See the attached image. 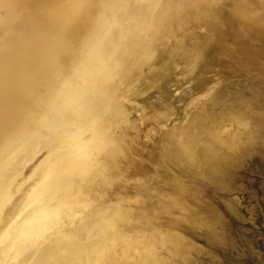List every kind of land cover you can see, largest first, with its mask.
<instances>
[{"label":"bare ground","instance_id":"obj_1","mask_svg":"<svg viewBox=\"0 0 264 264\" xmlns=\"http://www.w3.org/2000/svg\"><path fill=\"white\" fill-rule=\"evenodd\" d=\"M4 1L11 7L6 22L18 38L12 41L17 45L6 42L0 58V264H118L110 240L122 241L128 257L131 249L140 250L143 264H171L170 257L192 264L186 236L162 228L156 213L177 204L175 216L183 222L198 220V214L184 197L172 199L170 191L177 195L181 187H163L168 193L160 180L169 182L170 165L186 166L207 189L229 195L225 179L237 178V163L248 153L264 160V147L254 151L236 142L240 136L264 140V93L259 96L243 67L236 66V75L222 72L230 71L229 59L264 43V0ZM224 23L236 30L229 33ZM174 120L163 135V171L156 166L160 184L152 181L155 171L146 176L157 192L145 188L150 196L137 202L135 217L147 220L143 233H154L165 247V255L150 254L121 237L122 224L138 225L128 221L134 207L128 213L98 195L102 202H95L91 193L129 155L119 159L117 153L128 137H141V123L164 128ZM136 183L142 187L144 181Z\"/></svg>","mask_w":264,"mask_h":264},{"label":"rangeland","instance_id":"obj_2","mask_svg":"<svg viewBox=\"0 0 264 264\" xmlns=\"http://www.w3.org/2000/svg\"><path fill=\"white\" fill-rule=\"evenodd\" d=\"M252 1L256 2V0H252ZM10 8L11 7L8 6V3L6 1L0 0V22H1V24L7 23L6 21L10 18L9 13H11V12L8 11ZM229 24L230 23H224V26L227 29V31L229 33H231L234 30H236V26H234V28L232 29L233 24H230V25ZM257 46L259 48L258 50H253L251 48L246 49L245 51L243 50L244 51L243 57L241 56L239 58V60L236 59L237 55L236 56L234 55L235 59L234 58L229 59V61L233 62V64H234V65L230 64V66H229L230 68L227 67L230 70L229 71L230 73L227 71V69H225L226 67H224V68L221 67V69L223 68L222 72L224 75L225 74L226 75H231V74L234 75V73L236 75V73L238 72V71H236L237 70L236 66L243 67V71L245 73H247V71H248L247 74L250 73V76L252 77L254 83H257L255 89H257V90L261 89L260 90L261 95L257 91V93L261 97L264 93V83H263L264 80L259 79V72L262 70L264 71V43H261ZM244 56H245V59H244ZM253 56H256V57H253ZM245 60L246 61L249 60V61L246 62ZM236 61H237V63H236ZM234 67H236V68H234ZM247 67H250V68H247ZM252 72L253 73L255 72L256 74L255 73L253 74ZM211 74H214V72H211ZM244 83H245V85L247 84L246 81ZM175 122H176L175 120H174V122H170V124H171L170 127H169L170 124H168V126L162 125V127L164 126V128H160L161 126L160 127L158 126L159 128H157V127H155V126H157V124H151L150 122H148V123L151 126L147 122H144V125H143L144 127H143V126H141V124H143V123H141L139 134L141 135L142 138L141 137L140 138L134 137L136 135L138 136V133L134 135V132H131L129 134L132 138L134 137L135 141H132L133 139L131 141L135 142L136 145L138 144L137 147H135L136 145H133V143H130L131 141L128 137L129 140L128 139H126V140L128 141L129 144L125 143L124 147L121 148L122 151H124V152L119 150V152L117 153L118 155L120 153L121 154H124V153L129 154L131 159H129V157H127L129 155H125L126 159L124 161H122L123 160L122 158L125 156H122L120 154L119 159L121 158L120 156H122V158L120 160H117V165L119 167L117 165L114 167L115 169L116 168H118V169L115 171V169L113 168L112 172L107 173V175H105L106 177L102 176L101 180L102 179L103 180L102 181L99 180L98 182H99L100 186H102L101 183L104 182L105 186L99 187V185L96 184V186L98 185L97 188L99 187V189L97 190V188L93 187V189H92L93 192L91 193L92 199H93V197H95L93 199L95 202H96V199H98L99 202H102V201L104 203L108 202L107 204L112 202V205H116V206L120 205V206H118V208H120L121 210H123L126 207L124 210L127 209L125 212H128V213H129V211H130V213H132L131 210L134 209V211L132 213L134 217H132L130 214L131 217L128 219V221L132 220L133 223L136 222L138 225L136 226L135 229H130L129 227L127 228L126 222L124 224H122V226H121V228H122L121 229V237L131 238L134 242H136L139 245V247L143 248L145 251H148L150 254H158L161 251L162 254L165 255V253H164L165 251H162V250H165L164 249L165 247L162 248L161 246H159V244H158L159 239L157 236L153 235L154 233L153 234L152 233L151 234H147V233L145 234V232L143 233V229L147 225V220L141 216L135 217V214L137 213L136 211L138 210L139 206H141V204L137 203V202H141L140 200L143 197H144L143 199L145 200L146 196H147L146 197V199H147L150 196L148 193H151L152 191L156 190L153 188V186H154V184L157 185V182L159 183V180L162 176H160V178L158 177L159 178V179H157L158 181H156L157 177L155 178V176H158L161 174V171H163L161 169L163 168L164 163L166 164V158L164 159V163L162 162L163 158H164L163 153H165L164 151L167 147L166 144L164 145V143H166V142H164L165 136H163V135H166L167 129L170 130L174 126ZM145 123H147V125ZM153 126H154V128H151ZM165 127H166V130H164ZM147 128L149 130H147ZM144 130H145V132H144ZM146 130H147V132H146ZM158 130H159V133H158ZM161 130H163L165 132L162 133L163 131H161ZM154 132H156L157 134H160V135H157ZM147 133H148V136H145V134L147 135ZM153 133L156 136V138H154L155 141H152ZM131 134H133V135H131ZM143 136L145 138H147V137L148 138L145 140V138ZM150 136H152V137L150 138ZM149 138L151 139V142H153V143L150 142ZM160 138L163 139L162 142H161ZM141 140H142V142H141ZM144 142H145V144H143ZM236 142L237 143H243L245 148H248V149L251 148L252 150L255 149L254 151H260L261 150L260 148L264 147V143H263L264 140L263 139H262V141L261 140L252 141V138H250L249 136H240L236 140ZM149 143H151V144H149ZM130 144H131V146H128ZM147 144H149V145L147 146ZM160 144H161V146H160ZM155 146H157L159 151H157ZM128 147H130V148H128ZM161 147H164V151L160 150V149L163 150V148H161ZM125 148H128V150L131 149V151L129 152ZM147 148L150 150L148 151ZM139 149H142L143 153ZM132 150H134V151L136 150V151L133 152ZM252 150H251V153L253 152ZM147 151H148V153H147ZM151 151H153V152H151ZM161 152H163V153H161ZM132 153L134 154L135 157L132 156L133 155ZM161 154H163V155L161 156ZM248 154L250 156L253 155L250 153H248ZM248 154H246L247 156H244L242 161H240V162L237 161V162H239V163H237V168L239 169V171L236 173L237 178L234 177L235 174H232L233 177L229 176L225 179V183H226L225 187L227 190H229V193H230L229 195H226L227 192H225V191L221 192L214 187H209L207 189V186L205 185V182L203 181V179L201 177L191 175L192 171L189 170V168L186 166L184 168L185 170L183 169L184 170L183 171V170H179L178 167L170 165L169 169H170V174H171L170 178L171 179H169L168 183L164 182L165 184L162 183L163 178L160 180L161 186L163 184L162 188L163 187L169 188L168 186H170V185H172V186L176 185L178 187H181V189H182L180 191L181 194L177 192L178 194L176 195V193H175L176 191L171 190L170 192L171 193L174 192L175 195H173V197H172V195L170 194L169 198L172 197V199L174 200L176 198L175 196H177V199L180 198V196L184 197L185 198L184 200H186V202L181 197L182 200L186 204L188 202L189 203V204H187L188 206L190 205V206L194 207V210L198 214V217H199L198 220H195L192 222L189 220L188 221L185 220V222H183L184 220L182 221L180 218L175 216L177 213V211L175 209L178 208L177 204H174V205L172 204L163 213H161L160 211H158L156 213L158 215L157 217L159 220L158 224L159 225L161 224L160 226L162 228L166 229V227H168V229L170 231L172 229L171 232H173V230H175L174 232L179 233V234L182 233L181 235L186 236L185 242L188 245H192L189 247L188 252H187V258L189 259V261L191 260L192 264H264V160L262 159V161H261V158H255L254 159V156L250 157V156H248ZM160 157H163V158H160ZM245 157H247V158H245ZM1 158H0V160H1ZM134 159H136L137 162L134 161ZM118 162H120V163H118ZM129 163H131V164H129ZM134 163H135V165H133ZM148 163H151L152 166H150V164H148ZM119 164H122V165L120 166ZM153 165H155V167L158 165L159 166L161 165L162 167L158 166L159 167L158 169H160L161 171L158 170L157 167L155 168ZM124 167H126V168H124ZM153 167L155 168V170ZM173 167H175V168H173ZM154 171L157 174H155ZM115 172H116L117 176H116ZM119 172L121 173L120 175H119ZM124 172H126L125 173L126 175L124 174ZM189 172H191V173H189ZM148 173H150L152 175L155 174V175H153V177H152V175L150 176V177H152V181H154L153 185H151L152 182H151V179H149L150 177H149ZM111 174L113 176L112 180L114 178L118 177L119 178L118 180H120L122 182H119L117 180H113L114 182H112V180L110 181L108 178L112 177ZM192 174H194V173H192ZM239 174H240V176H239ZM119 176H121V178ZM146 176H148L149 178ZM123 177H125V178H123ZM140 177H143V178H140ZM105 178H107L109 180L108 181L109 183H107V179H106V181H104ZM126 178H127V180H126ZM130 178L132 179L133 182L131 181ZM134 178H135V181L137 180L136 182H138V183L140 182L139 185H141L144 181V184H142V187L143 186L144 187L142 188L140 186H137L138 184L136 182L134 183ZM122 179L126 180L129 185L125 184L126 181H123ZM141 179H143L142 183H141ZM144 179L147 180L148 184L146 183V181ZM231 179H233V180H231ZM149 180H150V184L148 182ZM170 180H172V181H170ZM115 182H116V185H114ZM117 183H119V184H117ZM106 184H108L110 187L107 186ZM145 184H147L148 186L146 185L147 186L146 187ZM113 185H114V187H113ZM103 187H105V189ZM197 187H198V190L200 189L199 191L197 190ZM199 187H201V188H199ZM100 188L102 191H100ZM106 188H108V190H106ZM141 188H142V191H141L142 193L140 192ZM145 188H149L150 190L152 189V191L150 192V190H149V192H148V190ZM103 189H104L105 193L101 194L100 192H104ZM143 189H145V190L143 191ZM166 189L163 188V191ZM135 190L137 191L136 193H134ZM166 191L168 193H170L169 190H166ZM106 192L108 193L107 195H106ZM143 192H145V193L143 194ZM156 192H157V190H156ZM94 194H96V195H94ZM99 194H101V195H99ZM103 194L106 197L107 196L108 197L107 198L105 196L103 197L102 196ZM128 194L130 195L129 196L130 198H128V201H127V198L126 197L124 198L123 196L127 195V197H128ZM145 194H147V195L145 196ZM152 194H155V192H153ZM97 195L99 196L100 200H102V201L99 200ZM115 195L121 196L124 199L122 200V198H117V196H115ZM133 195L135 198L136 197L138 198L137 200L135 199L136 201L133 200L134 199V197H132ZM137 195H139V196H137ZM142 195H143V197H141ZM114 196L116 197V199ZM139 198H141V199H139ZM103 199L104 200L106 199L105 200L106 202ZM172 199L170 198V200H172ZM93 200H92V202H93ZM121 200L123 201L122 206L120 204ZM116 201L119 204H117ZM129 201H131L132 203ZM129 203H131V204H129ZM126 204H129L130 207ZM131 207L132 208L134 207V208L131 209ZM155 209H156V211L160 209L159 204H157ZM179 210L180 211H178V212H183L184 208L182 207ZM217 213H218V215H217ZM177 215H178V213H177ZM131 226H132V224H131ZM168 229H167V231H169ZM214 229L218 232L220 230L221 232H219V234L216 235L217 232ZM109 243L110 244L113 243V245H114V249L116 250L115 252L117 254L118 264H133V263H135V264L136 263H142L143 264L144 263L141 259L142 255L140 254V252H141L140 250L131 249V250H133L131 252L134 253L133 254L134 256L132 258L131 256L128 257L129 253L123 252L122 248H120V247H122L121 246L122 241L119 240L118 242L117 241L112 242V240H110ZM160 248H162V249H160ZM161 252H160V254H161ZM168 261L171 262V264H186L183 259L178 260L175 257L168 258Z\"/></svg>","mask_w":264,"mask_h":264},{"label":"water","instance_id":"obj_3","mask_svg":"<svg viewBox=\"0 0 264 264\" xmlns=\"http://www.w3.org/2000/svg\"><path fill=\"white\" fill-rule=\"evenodd\" d=\"M8 23H10V24L8 25L6 23V26L3 23L2 27L0 28V58L3 55H5L6 49L9 46V43H6V42L11 41V43H10L11 46L17 45V43H12V41L13 42L16 41V39L18 38V35H17L18 33L17 32L15 33V31H16L15 29L12 30V28H13L12 23L11 22H8Z\"/></svg>","mask_w":264,"mask_h":264},{"label":"clouds","instance_id":"obj_4","mask_svg":"<svg viewBox=\"0 0 264 264\" xmlns=\"http://www.w3.org/2000/svg\"><path fill=\"white\" fill-rule=\"evenodd\" d=\"M69 43H70V44L72 43L71 40L69 41Z\"/></svg>","mask_w":264,"mask_h":264}]
</instances>
